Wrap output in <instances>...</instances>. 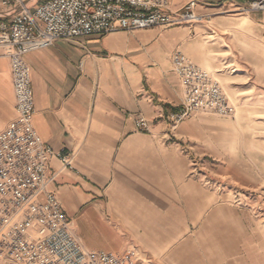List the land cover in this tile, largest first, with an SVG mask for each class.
<instances>
[{
    "label": "crops",
    "instance_id": "1",
    "mask_svg": "<svg viewBox=\"0 0 264 264\" xmlns=\"http://www.w3.org/2000/svg\"><path fill=\"white\" fill-rule=\"evenodd\" d=\"M191 1L197 2V14L211 18L222 38H238L243 49L248 39L255 49L261 46L264 14L263 19L246 16L242 11L247 0H171V7L180 10ZM207 31L203 24L117 31L61 40L26 56L35 97L34 126L46 145L71 161L64 165L58 157L51 160L53 187L87 249L123 253L127 241L119 233L115 236L113 223L117 232H132L148 261L171 255L173 264H203L194 258L230 251L224 246L248 245L246 225L233 216L237 222L230 227L223 208H210L213 223L201 227L197 236L198 214L208 211L150 202L176 191V184L184 192L195 189L186 179L191 154L186 155L187 147L181 149V140L192 138L188 128L193 122L173 132L168 120L181 110L184 93L173 55L180 52L206 69L221 63L223 47L212 43ZM16 116L11 64L1 57L0 132ZM140 119L148 123V131L138 126ZM107 214L115 220L109 221ZM216 220L223 229L215 230ZM238 262L264 264L258 258Z\"/></svg>",
    "mask_w": 264,
    "mask_h": 264
},
{
    "label": "built area",
    "instance_id": "2",
    "mask_svg": "<svg viewBox=\"0 0 264 264\" xmlns=\"http://www.w3.org/2000/svg\"><path fill=\"white\" fill-rule=\"evenodd\" d=\"M264 12V0H247ZM246 1V2H247ZM197 2L173 10L171 0H0V58L11 64L16 118L0 132V264H138L136 249L123 253L87 249L53 184L50 162L70 159L51 149L34 126L35 97L26 56L61 40L117 31L192 25L203 20ZM173 66L184 91L175 130L197 112L231 116L220 85L180 52ZM138 126L149 130L140 119Z\"/></svg>",
    "mask_w": 264,
    "mask_h": 264
},
{
    "label": "rangeland",
    "instance_id": "3",
    "mask_svg": "<svg viewBox=\"0 0 264 264\" xmlns=\"http://www.w3.org/2000/svg\"><path fill=\"white\" fill-rule=\"evenodd\" d=\"M242 12L252 18L256 14L258 18L260 15L262 18L264 14L250 11L248 5ZM210 21V17L203 16V20L195 25H205L208 29V39L212 43L219 42L217 46L223 47L220 52L221 63L214 70L201 65L199 67L208 72L220 85L234 112L231 116L197 112L190 118L195 115L202 116L201 120L194 122L186 118L175 130L172 129L170 114L168 122L173 132L186 124L192 122L194 124L188 128V135H192V138H183L181 149L187 147L186 155L191 154L186 179L188 182L192 181L195 189L187 193L180 188L181 184H176V191L167 192L164 198L152 197L155 199H151L150 202L167 208L181 207L186 210L208 211L207 214H198L200 218L198 227L195 228L197 236L207 224L213 223L210 208H223L230 227L237 222L234 217L241 225H246L249 233L248 245L245 248H241V244L240 246L237 244L236 248L235 245H231V248L224 246L226 251L229 249L230 251L225 254L216 253V250L212 254L207 252L206 256H201L202 258H194L195 262L239 264L238 258H258L264 261V22L259 23L261 26L258 36L261 46L255 49L253 40L248 39L243 49L238 38L235 39L231 37L232 35H228L229 38H222ZM1 89L5 91V88ZM8 113L11 112L8 110ZM144 201H147V198ZM106 217L109 221L115 220L111 214H107ZM188 218L187 223H190L189 214ZM215 224L218 226L215 230L223 229L219 220H216ZM112 226L115 236L119 233L122 239L127 241L125 251L137 250L138 264H173L174 258L171 255L160 260L150 258L148 261L147 258H143L141 247L136 246L131 236L132 232L128 229L117 232L118 227L114 223ZM74 228L77 232L75 225ZM91 233L96 236L95 231ZM219 243L223 242L219 239Z\"/></svg>",
    "mask_w": 264,
    "mask_h": 264
}]
</instances>
